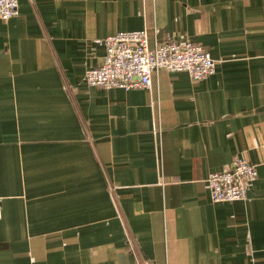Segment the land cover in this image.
<instances>
[{
  "label": "crops",
  "instance_id": "obj_1",
  "mask_svg": "<svg viewBox=\"0 0 264 264\" xmlns=\"http://www.w3.org/2000/svg\"><path fill=\"white\" fill-rule=\"evenodd\" d=\"M202 44L200 81L90 86L96 42ZM160 126L159 133L155 128ZM256 164L246 199L206 177ZM0 264H264V0H18L0 19Z\"/></svg>",
  "mask_w": 264,
  "mask_h": 264
},
{
  "label": "built area",
  "instance_id": "obj_2",
  "mask_svg": "<svg viewBox=\"0 0 264 264\" xmlns=\"http://www.w3.org/2000/svg\"><path fill=\"white\" fill-rule=\"evenodd\" d=\"M17 14L18 0H0V19L8 20ZM96 42L105 47V54L100 65L87 70L83 75L84 82L90 86L148 89L152 84L151 75L159 70H184L194 81H200L216 71V61L211 58L209 51L202 44L187 38L155 43L151 47L147 43L145 30H132L99 38ZM155 129L159 133L160 146L162 131L160 126ZM256 176V164L239 157L234 158L227 169L207 175L209 197L213 202L246 199ZM131 264L150 262L140 258Z\"/></svg>",
  "mask_w": 264,
  "mask_h": 264
}]
</instances>
